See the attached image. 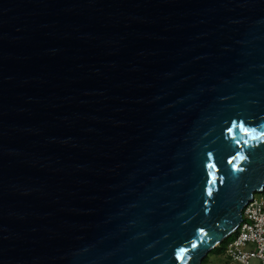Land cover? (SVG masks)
<instances>
[{"label":"water","instance_id":"obj_1","mask_svg":"<svg viewBox=\"0 0 264 264\" xmlns=\"http://www.w3.org/2000/svg\"><path fill=\"white\" fill-rule=\"evenodd\" d=\"M264 190V0H0V264H202Z\"/></svg>","mask_w":264,"mask_h":264},{"label":"built area","instance_id":"obj_2","mask_svg":"<svg viewBox=\"0 0 264 264\" xmlns=\"http://www.w3.org/2000/svg\"><path fill=\"white\" fill-rule=\"evenodd\" d=\"M225 239L227 264H251L252 260L264 264V190L254 194L243 209L240 225Z\"/></svg>","mask_w":264,"mask_h":264},{"label":"rangeland","instance_id":"obj_3","mask_svg":"<svg viewBox=\"0 0 264 264\" xmlns=\"http://www.w3.org/2000/svg\"><path fill=\"white\" fill-rule=\"evenodd\" d=\"M259 191L256 192V195H259ZM208 255V259H213L214 262H220V264H227L228 263V259L225 257L224 254H218L216 252H210L207 254ZM251 264H260L257 260H252Z\"/></svg>","mask_w":264,"mask_h":264},{"label":"trees","instance_id":"obj_4","mask_svg":"<svg viewBox=\"0 0 264 264\" xmlns=\"http://www.w3.org/2000/svg\"><path fill=\"white\" fill-rule=\"evenodd\" d=\"M227 242H228V239H225L224 241L221 242L220 245H218L216 248H214L211 252H216L218 254H224ZM207 258H208V255L203 260V263L202 264L205 263V261H206Z\"/></svg>","mask_w":264,"mask_h":264},{"label":"crops","instance_id":"obj_5","mask_svg":"<svg viewBox=\"0 0 264 264\" xmlns=\"http://www.w3.org/2000/svg\"><path fill=\"white\" fill-rule=\"evenodd\" d=\"M204 264H220V262H214V260L213 259H206V261H205V263Z\"/></svg>","mask_w":264,"mask_h":264}]
</instances>
